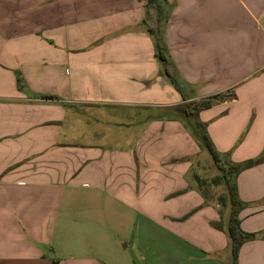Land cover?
<instances>
[{"label": "crops", "instance_id": "1", "mask_svg": "<svg viewBox=\"0 0 264 264\" xmlns=\"http://www.w3.org/2000/svg\"><path fill=\"white\" fill-rule=\"evenodd\" d=\"M167 2L166 54L187 100L156 55L148 0H0V264H140L114 235L149 264H234L229 198L200 196L209 165L181 121H150L136 159L62 141L61 125L92 110L206 100L215 148L245 165L238 264H264V0ZM75 164L87 166L73 183ZM121 218L142 220L137 237L117 232Z\"/></svg>", "mask_w": 264, "mask_h": 264}, {"label": "rangeland", "instance_id": "2", "mask_svg": "<svg viewBox=\"0 0 264 264\" xmlns=\"http://www.w3.org/2000/svg\"><path fill=\"white\" fill-rule=\"evenodd\" d=\"M167 1V0H166ZM168 3V2H167ZM169 11L170 7L168 5ZM162 104V103H161ZM103 111L100 114H97L96 111L92 110L88 113L84 114L83 118H77L74 122H68L65 125H61L62 127V135H64V139L62 140L67 147L73 149L76 152H81L82 150H91L94 151L97 147H114V154L116 153H131L135 157V152H138L136 142L138 139V136H140L145 130L146 126L150 121L154 120H178L181 121L182 124L185 126L186 130L188 131L189 135L192 137L194 142L198 145L200 148V151L202 154L200 155V158H198V161L205 160L206 163L209 166H201L199 171L196 172L195 178H199L201 181L203 180L204 183L200 185L199 191H201L199 194L205 199L212 200L219 199L222 196H226V198H221L226 201L228 197V188L227 184L225 182L220 183L216 185L213 182V178L220 175V172L218 171L217 167L215 166L213 159L209 153V151L205 148L202 140L198 139L192 130V126H190V121L192 118L186 117L180 108H172V107H166L164 105H151L149 107H134L130 108L129 110L122 111L123 108L118 107H112V108H102L97 109ZM73 111L70 110L71 117L73 116ZM82 111V110H80ZM110 115H112V119L108 118ZM124 117L126 120H115L114 116ZM122 133H127L129 136L124 139L117 138L118 135ZM114 134V139H106V136ZM60 141V142H62ZM87 165L86 164H75L72 165L68 169V175L70 176V180L74 183L77 182L80 178L79 175L84 173V169ZM94 177V176H92ZM88 178L87 180H90ZM205 179H208V182L205 181ZM206 183V184H205ZM222 201H220L221 206H223ZM224 202V201H223ZM130 211V210H128ZM119 226L117 227V232L121 235H124L127 231V229L131 228L132 230H136V232H131V235L134 237H137L139 235V232L141 231V228H139V223L142 222L141 219L136 218L135 220V227L130 226L131 222L130 220L126 219H120ZM129 225V227H128ZM138 227V228H137ZM140 230V231H139ZM116 232V233H117ZM116 235L113 236V241H116V248L119 251H125L126 253H130L133 255H140L141 257H144L143 260H137L136 262L140 264H149V253H143L141 250H137L138 246L137 244L133 245L131 243H128L127 241H123L117 237ZM95 244V242H92ZM126 244H128V247H125ZM107 246H109V243H106ZM92 248L90 249L91 256L95 257V251ZM93 250V251H92ZM148 255V256H147ZM229 258L232 260V256L230 255ZM99 260V259H97ZM146 260V261H145Z\"/></svg>", "mask_w": 264, "mask_h": 264}, {"label": "trees", "instance_id": "3", "mask_svg": "<svg viewBox=\"0 0 264 264\" xmlns=\"http://www.w3.org/2000/svg\"><path fill=\"white\" fill-rule=\"evenodd\" d=\"M148 16L146 20V26L148 32L153 36L156 42V55L163 63L165 73L175 85L176 89L182 94L183 98L187 100V94L185 93V86L178 80L177 74L173 65L166 54V44L163 37L164 25L167 22L170 11L166 0H148ZM18 83H22L21 77H18ZM212 106L211 101H203L197 103H187L182 113L192 118L190 126L194 131L196 137L202 140L205 148L209 151L220 175L213 178V182L218 185L225 182L228 188V198L230 205V219H229V235L232 241V251L234 256V264H238V254L241 246L246 242L248 235L242 231L240 227V212L242 210V202L238 197V189L236 185V176L245 165L232 162L227 155L220 153L214 146L210 139L207 126L202 122L198 116L202 110L208 109Z\"/></svg>", "mask_w": 264, "mask_h": 264}]
</instances>
